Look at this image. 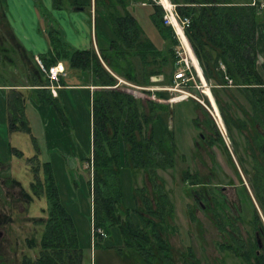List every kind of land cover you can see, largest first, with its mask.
Wrapping results in <instances>:
<instances>
[{"label": "rangeland", "instance_id": "374dc122", "mask_svg": "<svg viewBox=\"0 0 264 264\" xmlns=\"http://www.w3.org/2000/svg\"><path fill=\"white\" fill-rule=\"evenodd\" d=\"M71 1L0 0V67L7 66L3 71L5 75L13 73V65H17L18 70L12 74L13 80L26 82L29 71L34 70L33 60L36 57L28 52L27 47L41 48L50 29L59 30L58 36L62 41L72 49H79L84 42L77 44L70 41L63 26L67 24L65 17L73 14L67 11L76 10ZM79 1L89 3L90 0ZM125 1L128 6L132 4L129 10L145 38L160 49L163 56H169V42L165 41L152 21L151 6L141 5V0ZM161 3L171 6L169 0H161ZM76 13L82 15L83 11ZM88 16L86 9L81 17L83 26L90 24ZM92 16L93 9L91 19ZM167 16L168 12L164 14V17ZM263 27L264 20L260 19L258 30ZM112 31L108 16L100 14L97 31L99 49L108 47ZM73 33L75 41L84 37L82 33ZM263 61L264 57H258L257 65L261 73L260 64ZM67 70L70 73L65 84L74 83L83 87L62 91L58 98L66 125L53 107H38L34 98L27 97L23 105L29 130H11L7 123L0 128L4 138L0 140V229L9 239L7 246H2L0 240V264H20L23 256L34 257L37 254L44 228L40 220L46 219L48 214L44 190L49 174L58 187L60 201L74 220L83 250L81 264H149L145 256L140 255L141 252L124 244L118 228H110L108 236L105 232L104 236H94L90 169L85 162L91 149L92 93L84 83L89 82L91 76L81 70ZM164 70L165 74L159 75L157 80L163 84L147 87L150 93L132 87L133 84L122 78L119 80L121 89L130 93L135 91L139 93L136 96L143 100H158L165 105L166 111L154 123V137L165 141L172 133L175 144L173 168L158 172L160 178L157 182L163 183L172 211L165 215V222L160 227L166 243L165 252H158L157 243L152 242L156 254L152 263L246 264L231 248H235L233 238L243 241L255 238L256 243L257 239L260 240L261 229L253 228L251 205L255 206L264 225V216L250 190L249 174L244 171H251L252 157L248 143L260 126L250 125L248 131L233 127L229 132L216 99L204 80L202 89L212 107L206 102L204 104L212 109L219 125L203 104L181 96L172 98L170 91L165 89L171 87L172 83L168 80L173 73L170 66ZM150 88H160L156 89L159 94L155 95ZM194 94L202 100L199 90ZM233 112L239 114V109L234 108ZM185 172L189 175L186 176ZM133 174L126 167L120 173L123 203L127 208L135 205L134 187L145 186L148 195L155 193L143 172ZM38 182H41L43 192L37 195L34 190ZM4 220L5 227L2 225ZM30 240H34V247H30Z\"/></svg>", "mask_w": 264, "mask_h": 264}, {"label": "trees", "instance_id": "16d2710c", "mask_svg": "<svg viewBox=\"0 0 264 264\" xmlns=\"http://www.w3.org/2000/svg\"><path fill=\"white\" fill-rule=\"evenodd\" d=\"M157 1L141 0L140 4L151 6V19L165 41L169 42V56H163L161 50L145 38L129 10L132 4L128 6L125 0H93L97 31L100 14L108 16L113 30L108 47L99 49V55L93 47L72 49L54 29L46 33L49 51L40 55L46 67L63 62L66 70L87 72L92 85L97 87L91 96V149L85 159L87 169H90L94 236L101 237L97 229L108 236L110 228H118L124 244L141 252L149 264H153L156 257L152 242L157 243L158 252H165L166 243L160 227L165 222V215L171 213L172 205L163 183L157 179L160 178L159 171L173 168L175 144L172 133L165 141L154 137V123L166 111L165 105L158 100H143L129 90L121 89L117 77L146 88L163 84L152 81L151 77L165 74V67L170 66L173 73L174 47L178 41L172 27L165 24V11ZM169 1L179 18L190 19L186 35L228 131L233 127L248 131L250 125L260 126L252 142L248 143L251 171H244L249 174L251 193L264 216V63L260 64L262 74L257 65L256 46L257 25L260 19L264 20V9H260L264 0ZM91 5L92 0L89 3L71 1V6H76V9L89 10ZM33 61L36 73L30 70L26 82L19 85L30 86L28 96L16 88L10 89L6 95L8 129L29 130L23 105L27 97L34 98L39 106L53 107L66 125L64 110L58 102L59 93L52 95L48 78L35 59ZM228 79L232 86H227ZM168 82L172 83V76ZM142 92L150 93V90L143 89ZM154 94L159 92L154 90ZM234 108L239 109V114L233 112ZM125 167L132 175L143 172L155 192L148 195L145 186L134 187L135 205L131 208L123 203L120 173ZM45 184L48 214L46 219L40 220L44 228L39 249L34 257L23 256L21 264H81L83 250L74 220L60 201L59 190L51 174ZM41 186L38 182L35 194L43 192ZM251 207L253 228L261 229V247L255 238L248 241L233 238L235 248L231 250L246 264H264V225L255 206ZM28 243L30 247L35 246L34 240Z\"/></svg>", "mask_w": 264, "mask_h": 264}, {"label": "built area", "instance_id": "2783aa9c", "mask_svg": "<svg viewBox=\"0 0 264 264\" xmlns=\"http://www.w3.org/2000/svg\"><path fill=\"white\" fill-rule=\"evenodd\" d=\"M170 2V1H169ZM157 3L161 4L165 13L169 11L165 9L163 4L161 3V0H158ZM171 4V3H170ZM172 7V13L174 15V18L176 20V23L174 24L171 20V16L164 17L165 24H168L172 27L174 36L178 41V44L174 47V54L176 57L175 63H174V71L172 74V84L170 88H167L165 90L170 91L172 94V98H176V96H181L185 98H191L200 104H203L209 113L212 115L215 122L218 124V121L216 119V116L214 115L212 109H210L206 104H204L205 99L208 101L207 104L212 107L211 101L209 97L203 92L204 82H206L209 90L210 85L205 80V77L203 75L202 68L200 66V63L193 51V48L189 42V39L186 35V29L190 25V19L187 17L179 18L177 14L174 12V5L171 4ZM260 9H264V2L260 4ZM178 27L180 28L181 32L178 30ZM36 64L39 66L41 71L46 75V77L49 80L50 85L48 88L50 89L53 96L56 95L57 89L59 88L58 82L60 77L66 75V69L62 62H57L55 65L46 67L42 60L36 56L35 57ZM232 86V81L228 79V85ZM137 89H145L149 90V88L145 87H137ZM151 89V88H150ZM160 88H153L152 90H156ZM200 91V95L202 96V100H200L195 94L194 91ZM211 92V90H210ZM133 95H139V93L133 91ZM170 98V100L172 99ZM169 100V101H170ZM171 104V102H169ZM219 125V124H218ZM98 233H101V236H104V233L101 229H97Z\"/></svg>", "mask_w": 264, "mask_h": 264}, {"label": "crops", "instance_id": "0c3cea01", "mask_svg": "<svg viewBox=\"0 0 264 264\" xmlns=\"http://www.w3.org/2000/svg\"><path fill=\"white\" fill-rule=\"evenodd\" d=\"M91 9H93V16H92L93 19H91ZM81 11H83V13H84L85 10L76 9V10H68L67 11L68 14H71V13H73V14L69 18L67 16L65 17L67 19V24L63 25L64 29H65V33H66L67 37L69 38V40L70 41L72 40L73 43L75 42L77 44H81V42H84L83 44L80 45L79 49H88V48L93 47L99 55V48L97 46V28L95 26V15H94L93 0H92L91 8L88 10L89 11L88 18L90 19L89 25L88 24L86 25V23H85L83 26V24L81 23V21H83V19L81 20L83 13H82V15L76 13V12H81ZM91 25H92V27H91ZM57 31H58V33H60L59 30H57ZM73 32H75L79 35L82 33L81 35H83L84 37H82L81 39H77L75 41V35ZM37 33H39V32H37ZM107 35H108V32H107ZM91 36H92V39H91ZM256 46H257L258 57L259 58L264 57V27L261 28L260 30H258V25H257ZM27 49H28V52H31V53L35 54V56H38V55H43V54L47 53L49 51V46L47 44V41L43 40V46H41V48L37 49V48L29 45V48L27 47ZM261 63H264V61ZM13 66H14V72L13 73H16L15 71L18 70L17 65H13ZM6 69H7V66H4V67L1 66L0 67V128L3 127V125L5 123H7V114L8 113H7V109H6V95H7L8 91L10 89L16 88L17 90L23 91L25 96H26L28 94V90L30 88V86H19L21 84H24L23 83L24 81L22 82V81H20L22 79H20V80L15 82L13 80L14 78L12 77L13 73H10V74L8 73L7 75H5L3 73V71H5ZM20 69H22V66L20 67ZM69 71H71V69H69ZM18 73L21 74V72H18ZM69 73L70 72H68V70H66V75L63 77L62 76L60 77V78H63L62 79L63 81L58 82V86H59V88H61V89H59L60 91H58V89H57L59 96H61L62 91L78 89L76 87H83L80 85H75L74 83L65 84V80L68 77ZM88 76H89V74H88ZM117 78H118V80H121L119 77H117ZM88 81L89 82L84 83L85 84L84 86L88 87L89 92L92 93V91L95 90L97 87L92 85L90 77H89ZM121 82L125 83L124 81H121ZM55 96H57V93ZM178 97H180V96H176V99ZM37 106L38 107H45V108L48 107V106H39V105H37ZM0 140H4V138L1 136V134H0Z\"/></svg>", "mask_w": 264, "mask_h": 264}, {"label": "flooded vegetation", "instance_id": "af4514ba", "mask_svg": "<svg viewBox=\"0 0 264 264\" xmlns=\"http://www.w3.org/2000/svg\"><path fill=\"white\" fill-rule=\"evenodd\" d=\"M4 223L2 224L4 227H5V220L3 221ZM3 227V228H4ZM0 228H1V226H0ZM261 232V231H260ZM4 232L0 229V240H1V245L3 246H7V240L9 241V239H8V237L7 236H4V234H3ZM256 236H258V235H256ZM258 238H260V240H261V237H260V235L258 236ZM3 239V240H2ZM256 240V239H255ZM261 243H262V240H261ZM29 246V245H28ZM21 261H22V259L20 260V264H21Z\"/></svg>", "mask_w": 264, "mask_h": 264}, {"label": "bare ground", "instance_id": "6f19581e", "mask_svg": "<svg viewBox=\"0 0 264 264\" xmlns=\"http://www.w3.org/2000/svg\"><path fill=\"white\" fill-rule=\"evenodd\" d=\"M163 6L165 7V9L166 10H168L169 11V14H170V16H171V20L173 21V23L175 24L176 23V20H175V18H174V15H173V13H172V9H171V6H169V5H164L163 4ZM178 30L181 32V30H180V28L178 27Z\"/></svg>", "mask_w": 264, "mask_h": 264}, {"label": "water", "instance_id": "95a60500", "mask_svg": "<svg viewBox=\"0 0 264 264\" xmlns=\"http://www.w3.org/2000/svg\"><path fill=\"white\" fill-rule=\"evenodd\" d=\"M158 79H159V76H153V77H151V80H152V81H157ZM170 112H171V113L173 112V108H172V107H171V109H170ZM257 243H258V246L261 247V242H260L259 239H257ZM257 253H258V251H257Z\"/></svg>", "mask_w": 264, "mask_h": 264}]
</instances>
